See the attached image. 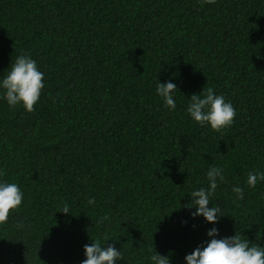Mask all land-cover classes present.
<instances>
[{
  "label": "trees",
  "instance_id": "1",
  "mask_svg": "<svg viewBox=\"0 0 264 264\" xmlns=\"http://www.w3.org/2000/svg\"><path fill=\"white\" fill-rule=\"evenodd\" d=\"M21 55L44 87L31 113L0 88V182L23 193L0 264H82L96 240L116 264H186L234 234L264 248V180L246 183L264 172V0H0V81ZM207 88L236 111L223 134L187 112ZM212 167L215 224L188 207Z\"/></svg>",
  "mask_w": 264,
  "mask_h": 264
},
{
  "label": "clouds",
  "instance_id": "2",
  "mask_svg": "<svg viewBox=\"0 0 264 264\" xmlns=\"http://www.w3.org/2000/svg\"><path fill=\"white\" fill-rule=\"evenodd\" d=\"M203 4H214L216 0H202ZM44 74L38 70L36 61L29 56L21 55L16 58L15 63L7 76L0 81V88L4 90V96L8 105H22L26 112H33L34 105L40 98L44 87ZM177 86L174 83H158L156 93L163 99L169 110L175 109L176 102L174 93ZM203 98L193 94L188 105L187 112L191 118L200 126H210L213 132L223 134V130L231 127L236 111L231 103L226 102L222 95L214 93L212 88L203 90ZM208 187L200 188L191 193L192 205L196 211L192 216H203L206 222L215 224L221 215L219 207H209L210 197L217 189V181L223 180V169L212 167L207 173ZM258 180H264V172H249L247 186L254 188ZM232 191L237 199L243 198V189L234 187ZM23 201V193L16 183L0 182V225L7 222L10 213L18 210ZM89 204L94 203L90 198ZM61 213H69V207L64 205ZM209 237L218 235L216 228L208 231ZM86 259L82 264H116L122 259L120 251L114 246L105 247L99 240L84 246ZM153 264H169L166 256L155 252L151 256ZM186 264H264V248L253 245L249 246L248 240L242 239L240 235L234 234L228 238H212L202 249L197 247L191 254L185 256Z\"/></svg>",
  "mask_w": 264,
  "mask_h": 264
}]
</instances>
